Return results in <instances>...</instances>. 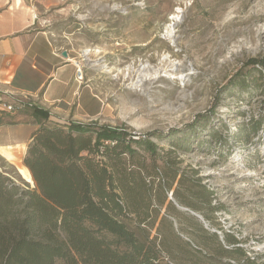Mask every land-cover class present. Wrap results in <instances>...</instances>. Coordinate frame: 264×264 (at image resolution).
Listing matches in <instances>:
<instances>
[{
  "label": "rangeland",
  "instance_id": "374dc122",
  "mask_svg": "<svg viewBox=\"0 0 264 264\" xmlns=\"http://www.w3.org/2000/svg\"><path fill=\"white\" fill-rule=\"evenodd\" d=\"M33 1L41 6L43 27L72 49L96 82L105 113L94 126L137 138L210 121L198 128L192 149L178 151L182 168L197 170L214 193L206 211L210 220L186 209H163L152 230L131 223L137 235L165 240L179 264H264V93H231L234 77L248 71L251 60L264 58V0ZM254 119L263 120L262 126L245 142L238 132ZM211 128L219 140L208 135ZM24 147L13 148L12 159L0 155V170L31 182ZM194 236H230L235 243L222 244L238 253L217 256Z\"/></svg>",
  "mask_w": 264,
  "mask_h": 264
},
{
  "label": "trees",
  "instance_id": "16d2710c",
  "mask_svg": "<svg viewBox=\"0 0 264 264\" xmlns=\"http://www.w3.org/2000/svg\"><path fill=\"white\" fill-rule=\"evenodd\" d=\"M247 65L248 71L234 77L231 93H264V58ZM33 115L41 126L31 137L24 166L35 184L0 170V264H179L165 240L141 239L130 224L152 230L163 209L177 214L186 209L210 220L206 211L214 193L197 170L182 168L178 156L192 149L198 128L210 121L202 118L186 131L134 138L93 123H52L49 112L39 108ZM262 122L243 125L238 136L253 140ZM208 135L221 138L213 128ZM194 239L217 256L238 253L223 246L235 243L230 236Z\"/></svg>",
  "mask_w": 264,
  "mask_h": 264
},
{
  "label": "crops",
  "instance_id": "0c3cea01",
  "mask_svg": "<svg viewBox=\"0 0 264 264\" xmlns=\"http://www.w3.org/2000/svg\"><path fill=\"white\" fill-rule=\"evenodd\" d=\"M40 15L41 6L33 0H0V91L27 96L35 104L0 118V155L5 159L13 158V148L28 147L41 126L34 108L47 110L50 122L62 124H90L105 113L89 71L77 80V56L57 43Z\"/></svg>",
  "mask_w": 264,
  "mask_h": 264
},
{
  "label": "built area",
  "instance_id": "2783aa9c",
  "mask_svg": "<svg viewBox=\"0 0 264 264\" xmlns=\"http://www.w3.org/2000/svg\"><path fill=\"white\" fill-rule=\"evenodd\" d=\"M85 64L81 61L76 62V75L78 81H83L85 76ZM27 107H35L27 96L12 91H0V118L6 115H14L25 110Z\"/></svg>",
  "mask_w": 264,
  "mask_h": 264
},
{
  "label": "bare ground",
  "instance_id": "6f19581e",
  "mask_svg": "<svg viewBox=\"0 0 264 264\" xmlns=\"http://www.w3.org/2000/svg\"><path fill=\"white\" fill-rule=\"evenodd\" d=\"M180 9V8H179ZM180 11V10H179ZM179 15H180V12H177V13H175L174 15H173V17H172V20L174 21V22H176V21H178V19H179ZM170 27H169V29H168V34L169 35H173V29H172V24H170L169 25ZM91 51H87L86 53H85V56H88L89 54H91L90 53ZM147 68H148V66H144L143 68H142V70H141V72H140V76H138V80H137V83H140V82H142L143 81V78H144V73L143 72H145L146 70H147ZM128 70H130V68H128Z\"/></svg>",
  "mask_w": 264,
  "mask_h": 264
},
{
  "label": "water",
  "instance_id": "95a60500",
  "mask_svg": "<svg viewBox=\"0 0 264 264\" xmlns=\"http://www.w3.org/2000/svg\"><path fill=\"white\" fill-rule=\"evenodd\" d=\"M66 54L64 53V56H65ZM28 182V181H27ZM28 183H30V182H28ZM32 184V183H31ZM35 184V183H34ZM34 184H32V185H34ZM194 215H196L198 218H200V219H202V217L201 216H199L198 214H195V213H193ZM203 220V219H202Z\"/></svg>",
  "mask_w": 264,
  "mask_h": 264
}]
</instances>
